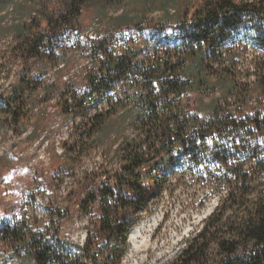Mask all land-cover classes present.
<instances>
[{
	"label": "rangeland",
	"instance_id": "374dc122",
	"mask_svg": "<svg viewBox=\"0 0 264 264\" xmlns=\"http://www.w3.org/2000/svg\"><path fill=\"white\" fill-rule=\"evenodd\" d=\"M71 1L0 0V264H35L28 249H18L20 235L12 229L19 230V224L49 239L70 242L76 246L70 250L79 253L77 246L83 248L97 233L109 204L106 192L116 185L115 175L122 166L120 146L134 132L128 126L102 143L97 135L88 139L85 132L95 110L105 109V103L122 95L121 84L96 97L98 104L88 109L85 118L65 113L64 92H86L87 76L100 59L98 53L80 54L87 40L111 36L115 46L143 49L140 60L154 56L164 51L167 43L174 45L177 26L187 13L191 16L201 0H87L82 3L81 16L64 31V24L57 22ZM10 3L12 16L4 14ZM51 20L55 26L49 25ZM29 25L33 33L55 35L38 57L22 50L16 34L17 26ZM254 44L251 40L249 45L242 42L233 46L228 62L232 63L231 85H223L224 93L190 94L198 118L264 114L259 79L264 51ZM212 68L214 77L224 69L219 64ZM23 79L27 83L21 88L19 104L10 107L7 101ZM257 158L264 159V155L258 153ZM250 161L246 162L248 168L253 166ZM168 174L173 191L168 188L149 196L151 203L145 208L131 207L130 202L118 207L124 224L130 226L126 247L120 237L101 239L90 255L93 264H102L101 257L109 252L120 256L118 264H175L179 260L186 242L202 228L227 190L219 193L210 186L178 185L177 169ZM259 189L264 190V186ZM110 210L116 212L115 208ZM155 216L153 227L132 243L136 229ZM146 246L151 248L149 252ZM135 247L140 254L129 259Z\"/></svg>",
	"mask_w": 264,
	"mask_h": 264
},
{
	"label": "trees",
	"instance_id": "16d2710c",
	"mask_svg": "<svg viewBox=\"0 0 264 264\" xmlns=\"http://www.w3.org/2000/svg\"><path fill=\"white\" fill-rule=\"evenodd\" d=\"M85 1L72 0L60 16L57 24H64V31L81 16ZM48 23L55 26L54 20ZM32 25L17 26L16 34L22 50L38 57L55 35L33 33ZM177 28L173 46L167 43L164 51L142 60L143 49L115 46L111 36L88 39L82 47V56L98 53L100 59L87 76L86 92H64L65 113L85 118L88 109L98 104L96 97L121 84L122 95L105 103V109H96L85 132L88 139L97 135L100 143L128 126L134 135L124 138L120 146L122 166L115 175L116 185L106 192L109 204L97 233L83 248L77 246L79 253L70 250L74 244L49 239L25 224L12 229L20 235L18 249H28L35 264H93L90 255L101 239L120 237L126 247L130 226L124 224L118 207L130 202L131 207L145 208L151 203L149 196L168 188L173 191L168 173L175 169L180 173L178 185L210 186L219 193L227 190L202 228L186 242L175 264H264V190L259 189L264 181H258L264 179V159L257 158L258 153L264 155V114H217L202 120L194 113L190 97L193 93H224L223 85H231L232 63L228 62L236 43L249 45L252 40L264 51V0H201ZM215 64L224 69L214 77ZM259 79L264 96V70ZM25 83L21 80L11 93L10 107L19 104ZM230 89L233 93L236 86ZM233 159L235 164L230 162ZM247 161L253 166L248 168ZM101 258L102 264L121 260L110 252Z\"/></svg>",
	"mask_w": 264,
	"mask_h": 264
},
{
	"label": "bare ground",
	"instance_id": "6f19581e",
	"mask_svg": "<svg viewBox=\"0 0 264 264\" xmlns=\"http://www.w3.org/2000/svg\"><path fill=\"white\" fill-rule=\"evenodd\" d=\"M156 216L154 218H152L149 222H147L146 225H142V227H139L138 229H136V231L133 233V235L131 236V242L135 243L137 240L140 239V236H142L145 232V229H149L151 227H153L154 222L156 221ZM149 246V245H148ZM148 246H146L147 248V252L150 251L151 248H149ZM140 254V250L138 248H134L131 250V253L129 254V259H135L137 257V255ZM143 263V262H142Z\"/></svg>",
	"mask_w": 264,
	"mask_h": 264
},
{
	"label": "built area",
	"instance_id": "2783aa9c",
	"mask_svg": "<svg viewBox=\"0 0 264 264\" xmlns=\"http://www.w3.org/2000/svg\"><path fill=\"white\" fill-rule=\"evenodd\" d=\"M13 11H14L13 6L8 5L6 10H5V12H4V14H6V15L9 14L10 16H12Z\"/></svg>",
	"mask_w": 264,
	"mask_h": 264
}]
</instances>
